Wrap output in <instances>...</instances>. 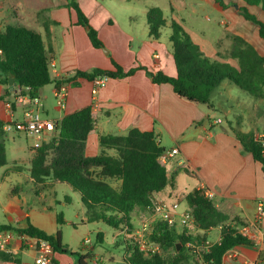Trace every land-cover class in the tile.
I'll return each mask as SVG.
<instances>
[{
    "label": "crops",
    "instance_id": "0c3cea01",
    "mask_svg": "<svg viewBox=\"0 0 264 264\" xmlns=\"http://www.w3.org/2000/svg\"><path fill=\"white\" fill-rule=\"evenodd\" d=\"M157 1L153 0L152 8H160L163 14L170 10V19H165L167 24L175 19L184 26L182 10H193L191 11L193 16L197 14L198 8L203 6L212 8L217 11L220 18L215 25H218L219 21L228 23L229 30L248 39L264 56V41L259 37L258 28L251 26L234 7L222 8L216 0H167L163 3H161L163 0H159L160 3ZM232 1H238L241 6L244 5L242 0ZM78 4L88 17L90 24L98 31L107 52L92 46L87 29L77 25V13L68 7V0H20L13 9H6L1 4L0 28L13 25L11 23L13 21L40 32L46 46L53 51L51 61L53 78L71 77L78 70L91 71L95 68L114 70L113 61L126 71L143 67L153 73L163 72L171 77L177 75L170 38L161 33L160 39L155 40L149 35L148 5L141 9L143 15L141 25L146 32L140 34L134 31L133 10L138 5L134 0H78ZM248 8L264 22V11L256 6ZM235 22L236 26H234ZM212 26L199 27V29L193 26L192 29L186 28V30L206 56L236 65L233 63L234 60L219 58V50L215 45L220 44L221 38L208 33ZM78 82V87H72L70 83L63 84L68 87L64 108L59 106L55 97L57 90L55 84L41 88L38 94L41 106L36 107L43 117L60 121L67 114L91 106L96 125L87 140V156H96L101 152L99 140L102 135H125L134 128L143 132H154L159 144L166 150L168 148L163 143L170 141L171 148L179 149V154L167 166L175 186L156 194L155 199L161 197L181 201L194 190L206 188L211 192V200L223 220L208 229L190 232L205 234L207 242L215 244L221 239L223 226H233L250 237L253 245H240L233 248L225 255L222 264H264V218L260 222L255 220L257 204L264 197V169L251 153L244 151L242 144L231 130L233 123H231L232 126L229 122L224 123L222 120L218 123L219 121L214 120L217 115L215 109L180 98L170 84L154 83L145 69L138 70L133 76L127 78L103 80L96 94L93 93V82L85 79H79ZM7 89V86L0 84V122L11 119L7 107L9 103L15 112L14 117L23 119L24 106L12 98L14 89L12 90L10 86V94L7 93ZM262 110L260 112L264 114V107ZM261 127V130L255 129L254 134L264 133V122ZM242 132L250 133L248 130H242ZM50 136L51 134H48L40 139L30 137L34 141L27 146L31 154L30 165L35 152L33 149ZM11 137L14 140L22 137L29 139L24 134L6 133V142ZM13 146L15 147L14 144ZM18 149L24 150V147L18 144ZM180 172L185 173L192 181L188 182L193 186L191 191L188 192L187 188L178 190L177 180ZM16 192L17 189L16 191L14 189L13 196L3 204V212L8 222L2 224L25 227L28 222H31L48 234L60 231L63 244L72 252L90 257L86 264L91 261L95 264L122 262V259L113 255L99 253L95 243L105 242L104 239L103 242L97 240V234L103 232L99 228L92 229V225L98 223L87 222V210L84 205L78 215V221L64 217L65 223L60 225L56 220V231L52 232L49 231L52 226L46 225L41 219L35 220L41 212L29 204L25 205ZM77 197L81 202L80 196ZM64 227L85 231V237L79 244L78 250L71 249L64 241ZM120 232L118 231V235ZM92 237L95 238V243ZM13 258L15 260L0 259V264H34L35 252L20 251ZM53 264H77V258L68 253L56 252Z\"/></svg>",
    "mask_w": 264,
    "mask_h": 264
},
{
    "label": "trees",
    "instance_id": "16d2710c",
    "mask_svg": "<svg viewBox=\"0 0 264 264\" xmlns=\"http://www.w3.org/2000/svg\"><path fill=\"white\" fill-rule=\"evenodd\" d=\"M216 1L222 8L228 7L223 1ZM242 2L244 5L239 6L237 12L258 28L259 37L264 41V22L248 8L256 6L264 11V0ZM68 7L76 11L77 25L87 29L92 46L105 48L98 31L90 24L76 0H68ZM147 22L149 35L155 40L160 39L162 28L167 25L162 10L151 8L147 12ZM170 26V41L177 68L175 77L163 72L153 73L143 67L126 71L113 61L114 70H78L71 77L59 79L52 77L53 51L46 46L43 35L25 25H6L0 28V84L7 86V93L10 94L9 79L14 78L17 86L14 90L34 99L41 88L50 84H55L57 89L64 83L78 87L79 79L90 82L97 78L121 79L145 69L154 83L170 84L180 98L210 109H215L214 90L225 81L234 84L254 100L264 99V56L245 38L233 37V47L226 57L236 61V65H232L206 56L179 21L171 20ZM229 123L232 126V122ZM95 125L91 106L67 114L56 122L55 131L36 147L32 157L30 177L35 194L40 195L44 189L56 184H67L80 196L87 210L88 223H104L132 235L133 213L150 215L156 201L155 195L175 186L168 167L159 160L167 150L159 144L154 132L134 128L125 135H102L99 140L101 152L96 156H87V140ZM3 126L4 122H0V167L7 160ZM231 130L244 151L251 153L264 169V148L258 139L260 133H244L233 127ZM185 199L200 229L205 230L222 222L221 214L203 190H194ZM57 222L60 225L65 223L62 214L57 215ZM176 227L164 221H154L150 242L155 248L143 249L132 238L126 241V253L120 264H222L225 255L233 248L253 245L250 237L230 225L223 226L221 239L215 244H209L205 234H194L186 226L180 233ZM8 230L48 240L56 252L76 257L77 264H86L90 258L72 252L64 245L60 231L48 234L31 222L25 227L0 225V231ZM103 239L104 234L99 232L97 240L103 242ZM0 259L15 260L5 253H0Z\"/></svg>",
    "mask_w": 264,
    "mask_h": 264
},
{
    "label": "rangeland",
    "instance_id": "374dc122",
    "mask_svg": "<svg viewBox=\"0 0 264 264\" xmlns=\"http://www.w3.org/2000/svg\"><path fill=\"white\" fill-rule=\"evenodd\" d=\"M20 0H0V13H1V4L6 7V9H13V6L17 5V2ZM29 1V0H26ZM32 1H41V0H32ZM115 1V0H113ZM136 5L133 14L134 20L133 23L135 30L143 33L146 32L143 25H141V21L143 15L141 13V9L145 7V5L149 6V9L154 6L153 0H134ZM167 0H163L161 3ZM223 1L226 6L234 7L238 9L240 3L238 1L232 0H218ZM78 3V0H76ZM157 3H160L158 0ZM191 9L182 10V16L184 20L185 28L196 27H206L209 25H213L211 29L208 31L214 37H220V44L215 45L219 50V58L221 60H229L228 55L233 47V37L239 36V34H235L232 30L228 29V23H221L219 21V26L216 21H218L219 15L217 11H214L210 7H201L196 11V15L191 16ZM163 12V11H162ZM164 13V12H163ZM170 10L166 11L163 14L165 19L169 18ZM253 14V13H252ZM255 15V14H254ZM1 22V15H0ZM13 25H18L11 22ZM250 23V22H249ZM148 24V22H147ZM171 20L169 23L162 28V34L168 36L170 38L172 34L171 29ZM251 26L257 28L255 25L250 23ZM193 25V26H192ZM236 26V22L234 23ZM149 27V26H148ZM144 29V31H143ZM192 29V28H191ZM233 30H235L233 28ZM236 31V30H235ZM188 32V31H187ZM45 33V32H44ZM43 33V34H44ZM189 33V32H188ZM234 34V35H233ZM46 35V34H45ZM192 38V35L189 34ZM47 36V35H46ZM242 37V36H241ZM193 40V38H192ZM248 42H250L247 39ZM194 43L195 40H193ZM104 52H107L106 47L103 48ZM223 57V58H222ZM226 58V59H225ZM232 60V59H231ZM236 64V61L233 62ZM55 103V100H53ZM213 103L216 109V117L214 120L223 121L224 123L232 122L233 127L237 130H248L251 133H256L257 129L261 130V124L264 122V114L262 108L264 107V99L254 100L249 94L241 91L237 86L230 83L229 81H225L220 87L216 88L213 93ZM262 106V107H261ZM43 116V115H42ZM220 121L218 123H220ZM225 125V124H224ZM226 126V125H225ZM227 127V126H226ZM256 129V130H255ZM26 139L24 137L20 139H13L12 137L6 142L7 144V160L6 164L0 167V224L7 223V217L3 212V204L13 196V190L17 188V195L22 199L25 205H31L32 207L37 208L41 213L38 214L37 219L43 220L46 225L52 226L50 228L52 232L56 230V220L57 215L62 214L63 218L66 217L72 221H78V215H80L81 208L83 207L82 202L78 201L77 193H74L71 187L67 184H56L52 188L44 189V191L40 195H36L34 191V184L30 177V159L31 154L27 149V146L34 143L33 139L28 137ZM15 145V147L13 146ZM18 144L24 147V150L18 149ZM168 150H171L172 143L170 141H165L163 143ZM171 148V149H170ZM34 148L33 150H35ZM188 182H192L183 172L179 173V177L177 180L178 190L188 189V192L192 190V184H188ZM156 200V199H155ZM168 200L167 198L158 197L157 201ZM173 201V200H168ZM28 207V206H27ZM190 208L186 199L180 201L179 211L182 212L186 208ZM150 216L146 215L143 212H135L133 213V225L134 229L132 231V235H128L126 231H121L118 235V231L112 227L104 223H98L92 225V229L97 230L99 228L100 231L104 234V243L96 244L95 238H93L95 246H97V250L100 251V254L105 255H113L118 259H122V257L126 253V241L135 238L137 242H139L143 249L146 248H155V246L150 242V233L151 231L144 232L143 223L146 219H149ZM154 222H152L153 224ZM178 232H182L184 230L183 226L177 225ZM190 231H197L199 228V224L196 222L189 223L186 226ZM84 230L79 229L74 230L71 227H64V241L71 247V249L78 250L79 244L84 239ZM94 235V234H93ZM117 237V238H116ZM96 254L98 252L96 251ZM91 264H95L94 261L90 262ZM89 263V264H90Z\"/></svg>",
    "mask_w": 264,
    "mask_h": 264
},
{
    "label": "built area",
    "instance_id": "2783aa9c",
    "mask_svg": "<svg viewBox=\"0 0 264 264\" xmlns=\"http://www.w3.org/2000/svg\"><path fill=\"white\" fill-rule=\"evenodd\" d=\"M1 52V51H0ZM105 79H99L93 81L94 90L96 94L98 88ZM68 95V87L61 85L56 90L55 97L58 100V104L61 108L65 107V99ZM12 98L15 102L24 106L22 114L23 119H16L14 117V110L12 105L7 104L8 110L11 115V119L4 122L3 130L5 133L24 134L28 137H36L38 139L43 138L45 135L52 134L56 128V122L54 120L45 118L36 106H41L39 98L31 99L29 96L23 95L20 92L14 90ZM258 139L264 148V133L258 135ZM179 154L178 148H172L167 150L160 157V163L168 166L171 160ZM204 194L211 198L212 194L206 188H201ZM180 199L173 201L161 200L155 201L153 212L149 215L150 218L146 219L143 223L144 232L152 230V222L164 221L171 225L187 226L189 223L194 222L193 211L188 208L182 212L179 211ZM264 218V197L259 200L257 204L256 222L262 221ZM33 251L35 252L34 264H53L55 253L52 244L43 238L33 237L28 234H21L13 230L0 231V253H5L14 256L20 251ZM251 264V263H246Z\"/></svg>",
    "mask_w": 264,
    "mask_h": 264
},
{
    "label": "water",
    "instance_id": "95a60500",
    "mask_svg": "<svg viewBox=\"0 0 264 264\" xmlns=\"http://www.w3.org/2000/svg\"><path fill=\"white\" fill-rule=\"evenodd\" d=\"M9 84H10L12 90L15 89V87H16V83H15L14 78H10V79H9Z\"/></svg>",
    "mask_w": 264,
    "mask_h": 264
}]
</instances>
